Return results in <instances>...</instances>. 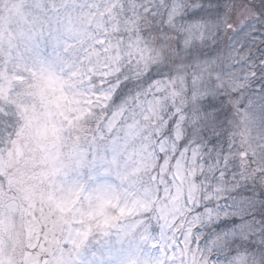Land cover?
<instances>
[{
    "label": "snow or ice",
    "instance_id": "1",
    "mask_svg": "<svg viewBox=\"0 0 264 264\" xmlns=\"http://www.w3.org/2000/svg\"><path fill=\"white\" fill-rule=\"evenodd\" d=\"M0 264H264V0H0Z\"/></svg>",
    "mask_w": 264,
    "mask_h": 264
},
{
    "label": "rangeland",
    "instance_id": "2",
    "mask_svg": "<svg viewBox=\"0 0 264 264\" xmlns=\"http://www.w3.org/2000/svg\"><path fill=\"white\" fill-rule=\"evenodd\" d=\"M157 234H158V230H157V232L153 233L154 236ZM95 243H96V241H93V244H95Z\"/></svg>",
    "mask_w": 264,
    "mask_h": 264
}]
</instances>
